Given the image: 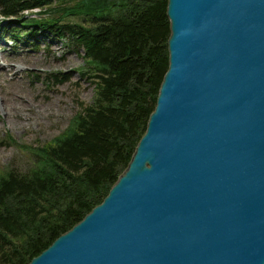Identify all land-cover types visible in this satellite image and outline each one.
<instances>
[{"label":"water","instance_id":"obj_1","mask_svg":"<svg viewBox=\"0 0 264 264\" xmlns=\"http://www.w3.org/2000/svg\"><path fill=\"white\" fill-rule=\"evenodd\" d=\"M168 68L104 200L28 264H264V0H166Z\"/></svg>","mask_w":264,"mask_h":264},{"label":"trees","instance_id":"obj_2","mask_svg":"<svg viewBox=\"0 0 264 264\" xmlns=\"http://www.w3.org/2000/svg\"><path fill=\"white\" fill-rule=\"evenodd\" d=\"M166 7V0H76L71 7L0 0V29H9L1 37L13 34L30 48L46 33L70 40L83 49L79 75L94 90L90 104L76 102L71 129L38 148L40 168L0 176V264H28L100 204L126 169L168 68Z\"/></svg>","mask_w":264,"mask_h":264},{"label":"rangeland","instance_id":"obj_3","mask_svg":"<svg viewBox=\"0 0 264 264\" xmlns=\"http://www.w3.org/2000/svg\"><path fill=\"white\" fill-rule=\"evenodd\" d=\"M75 3L59 0L62 7ZM65 19L83 20L69 15ZM5 34L6 38L0 34V58L3 54L7 60H0V99L4 98L0 101V176L12 168L22 173L40 168L35 160L38 148L64 136L78 110L76 102L90 104L94 97L93 86L79 75L84 66L82 48L50 33L39 36L35 48H30L15 42L13 34ZM58 74L68 81L56 85L50 78Z\"/></svg>","mask_w":264,"mask_h":264},{"label":"bare ground","instance_id":"obj_4","mask_svg":"<svg viewBox=\"0 0 264 264\" xmlns=\"http://www.w3.org/2000/svg\"><path fill=\"white\" fill-rule=\"evenodd\" d=\"M0 60L2 61V60H5V61H7L6 60V58H5V56H3V54H2V56H1V58H0ZM2 63H3V61H2ZM1 64H0V69H1ZM4 68V67H3ZM1 89V88H0ZM4 99V98H3ZM3 99H0V101L2 102L3 101Z\"/></svg>","mask_w":264,"mask_h":264}]
</instances>
